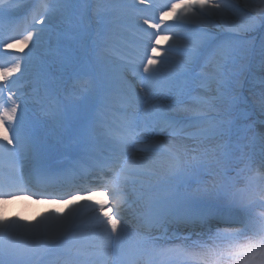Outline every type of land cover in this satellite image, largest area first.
<instances>
[{
  "label": "snow or ice",
  "instance_id": "1",
  "mask_svg": "<svg viewBox=\"0 0 264 264\" xmlns=\"http://www.w3.org/2000/svg\"><path fill=\"white\" fill-rule=\"evenodd\" d=\"M145 2L140 0V4ZM89 6L84 0H53L52 5L45 3L41 20L36 22L33 17L31 26L37 28L36 34L29 31L22 41L5 43L3 47L12 49L15 44H35L45 25L50 23L49 15L54 12L60 14L62 22L56 26V34L58 46L60 37L65 41L63 51L51 63L45 62L39 66L38 85L47 92L58 86L62 77L69 72L78 75L85 74V69L91 72L78 99L70 98L69 102L79 124L76 147L85 153L93 152L103 141L109 161L107 166L111 171V178L104 181V187L113 197L111 203L116 212L109 208L102 212L101 218L93 209L90 219L95 221L93 227L98 231L86 238L77 235L82 227L77 217L83 205L70 204L67 213L49 212L41 214L34 221L25 220L19 215L4 214V206L13 198V193L25 190L21 187L23 178L19 174L12 176L6 172L5 159L14 163L20 155L30 156L41 175H47L48 166L35 139L34 125L23 119L22 105L18 111L15 99L9 96L11 107H4V89L0 87V197L7 198L0 199V264H30L38 251L60 246L70 238L86 239L83 247L88 250L61 248L58 255L63 258V264H140L141 261L149 264L153 254L164 256L172 252H181L191 259V254L183 253L179 246L158 248L157 241L180 239L183 229L208 226L210 231L213 219L231 222L227 219L233 212L231 206L211 203L222 200L227 193L215 183H206L201 178L209 174L204 165L194 164L192 171L188 172L179 164L171 163L163 176H156L146 167L148 154L160 153L172 161H178L181 151L187 152L186 146L173 143L179 137L199 144L215 141L212 147L205 150V154H211L213 166L224 175L230 169L224 168L223 164L236 153H240L241 158L246 155L249 159L258 154L264 164V81L261 83L259 102L254 107L258 116L251 120L245 110L247 98L242 95L241 82L237 79L239 73L230 68L238 60H246L251 47L238 34L229 43L217 45L216 38L204 35L200 27L217 16L227 20L228 11L234 7L232 0H177L168 12L161 13L160 23L153 24L149 20L144 23L150 28L160 29L165 19L171 18L178 21L182 28H193L198 37L196 42L183 44L182 34L173 32L171 36H157L155 43H151L154 33L149 32V40L144 44L139 58L125 65L104 63L100 58L92 62L87 44L92 20L89 19L87 25L84 23ZM126 7L134 5H126L125 0H96L92 17L97 35L109 31L119 19L114 14ZM7 15L4 0H0V24ZM258 19L264 24V9L260 10ZM255 28L256 22L253 20L239 30L250 32ZM162 39L170 41L166 52H183L186 59L176 61L169 68L167 55L159 60L155 55H148V47H151L153 54H157V46ZM259 54L262 58L260 67L264 70V40L260 42ZM201 58L206 61L204 67L210 68L211 72L196 71ZM27 67V61L21 63L18 60L10 69L0 68V81L11 83L9 77L17 72L23 75ZM247 67V64H241L240 71H245ZM129 72L139 83V90L129 81ZM98 104L99 113L92 115ZM66 112L67 107L55 114L59 117L66 115ZM165 135L170 138L167 146L149 139ZM9 145L13 147L9 148ZM191 150L195 152L196 148ZM136 152L145 155L138 157L134 154ZM144 176L156 178L138 179ZM130 185L135 195L134 203L140 209L141 231L130 241V250L125 252L120 247V241L126 223L119 209L120 204L126 202L123 196ZM136 185H139L138 189ZM34 194L56 193L45 191ZM84 199L87 201L91 197ZM98 203L104 209L108 201ZM87 207L93 208L90 204ZM154 231L159 235H151ZM254 235V239L235 247L227 255L238 264H264V223L259 225ZM189 238L190 234L183 237L185 240ZM49 264H57V261Z\"/></svg>",
  "mask_w": 264,
  "mask_h": 264
},
{
  "label": "rangeland",
  "instance_id": "2",
  "mask_svg": "<svg viewBox=\"0 0 264 264\" xmlns=\"http://www.w3.org/2000/svg\"><path fill=\"white\" fill-rule=\"evenodd\" d=\"M21 2L22 0H4V7L7 9L8 15L4 18V22L0 24V68L10 64L15 55H21L23 53L29 55L27 56L29 59L28 76L31 78L30 83L38 88L37 71L39 66L45 62L51 63L55 57L63 51L65 41L63 37H60L58 46V37L56 34V26L61 24L62 17L56 12L49 15L50 23L46 24L45 30L40 33L39 36L41 41L38 45L30 47V45L24 46L23 44H15L12 49H4L3 45L5 43L14 42L12 37L14 36V33L16 32L15 34H17L19 30L25 31L26 28L29 29L30 32L32 31L35 35L37 28L31 26L34 23L33 17L35 16L36 22L40 21L44 14L43 4L47 3L52 5L53 0H29V2L27 0L25 3ZM84 2L90 5L84 23L87 25L89 19L92 20V30L89 34L87 44L93 63L96 62L97 58H100L104 63L108 64H128L129 61L135 60L132 54L134 49L139 47L135 44V40L146 41L145 37L149 32L154 33L151 36V43H155L157 36L163 38L164 36H171L173 32H180L182 34V43L186 45H192L198 39L194 34L193 28H182L179 26L178 21L171 18L165 19V22L161 25L160 29L150 28L148 24H146L147 27L144 26L145 20H149L150 23L153 24L160 23L161 13L168 12L171 5L176 3L177 0H146L144 4H140V0H125L126 5H134V7H126L121 12L114 14L117 15L119 19L109 31L100 35H97L95 20L94 17H92V10L95 8L96 0H84ZM232 3L234 7L228 11L227 20L221 19L217 16L212 22L200 25L204 30L203 34L211 38H216L217 45L229 43L231 38L238 34L244 37L246 44L252 48V42H254V39L256 40V38L252 39L253 36H257V38L259 37L261 40H264V34L259 32V29L263 27L264 24H261L258 19L260 16V10L264 9V0H232ZM126 15H129V17H126ZM253 20L256 22V28L254 31L244 32L239 30L241 26L246 25ZM23 21L25 24H22ZM169 44L170 41H164L162 39L161 44L157 46V54L151 52V47V53H147L148 55H155L157 60L167 55V66L171 68L176 61H182L186 59V57L183 52H166V50L169 49ZM29 48L31 51H29ZM259 48L260 44L255 47L253 51H258L259 54ZM21 49L23 50L21 51ZM245 61H249L248 57L244 61L238 60L236 65H230V68L233 72L239 73L237 79L241 82V93L247 98V107L245 110L248 112L251 120H255L257 119L258 111H254V107L258 104L260 99L259 93L261 91V83L264 81V70L260 67L261 62L255 64L253 61L255 72L250 75H246L245 71L241 73L239 67L242 62ZM144 62H147V56L144 57ZM205 63V59L201 58L200 66L197 67L196 71L211 72L210 68L204 67ZM140 71H143L142 65L140 66ZM90 77L91 72L88 69H85V74L82 75L69 72L62 77V82L58 86L50 88L47 92H45L43 87H39L38 97L28 99L27 108L22 106L23 110L21 114L23 119L36 126L37 122L42 118L43 111L49 106V103L55 101L60 112L64 111L65 107H67L66 115H62V117L65 118L70 114V116L74 118L72 127H68V130L69 132L73 131L76 133L79 129V124L74 117V111L69 106V102L70 98L78 99ZM22 78L23 77L17 80H21ZM128 79L134 85L138 83L136 78L131 75V72L128 73ZM14 90L15 92H18V88ZM14 90H9V96H12L15 99L19 111L21 104L18 99V94H16ZM35 93L37 94V90ZM39 98L44 100V104L46 103L45 106L43 104L41 107H35L34 103ZM62 99H64V101ZM46 100L47 102H45ZM3 106L11 107V102L9 101ZM97 108H99V104L93 109L92 115H94V111ZM149 139L154 140L158 144L167 146L170 138L165 135L150 137ZM173 143L186 146L187 148L186 153L181 151L178 161H172L160 153L148 154V159L146 161H148L151 164V167L155 168L160 175L165 174L168 165L171 163L179 164L181 168H184L188 172L192 171L191 166L194 164L204 165L209 174L204 175L201 178L206 183H215L227 193V196L222 200L212 201L211 203L213 205H224L223 201L229 200L233 191L237 187L242 186L246 194L244 205L248 206L250 204L255 206L257 213L253 216L254 220H257L256 223H258V225L264 223V176L260 175L258 172V169L264 167V164L261 163V157L258 154L249 159L246 155L241 158L240 153H236L230 160L223 164L224 168L230 169L228 174L224 175L217 167L213 166V158L211 154H205V150L212 147L216 143L215 141L199 144L177 137ZM192 148H196V151L193 152L191 150ZM144 155L145 154H142L138 157H143ZM192 157H195L196 159L193 160ZM241 212H243V210ZM209 232H211V230ZM207 234H210V236L203 237V244L217 247L219 249H230V246L233 245L232 235L229 232H207Z\"/></svg>",
  "mask_w": 264,
  "mask_h": 264
},
{
  "label": "bare ground",
  "instance_id": "3",
  "mask_svg": "<svg viewBox=\"0 0 264 264\" xmlns=\"http://www.w3.org/2000/svg\"><path fill=\"white\" fill-rule=\"evenodd\" d=\"M27 2V0H22L21 3ZM29 2V0H28ZM31 3V2H30ZM29 3V4H30ZM28 5V4H27ZM26 5V7H27ZM24 10V9H23ZM26 10V9H25ZM126 17H129V15H126ZM145 27H147L146 24H144ZM29 32V29L25 28V31L19 30L17 34L14 33V36L12 37L15 41H22V37ZM26 32V33H25ZM32 32V31H31ZM40 35V34H39ZM36 39V43L32 44L31 42L28 44V46H34L38 45L40 43L41 38ZM13 42V43H14ZM22 44V43H20ZM19 44V45H20ZM30 49V48H29ZM148 53L150 52V48H147ZM26 54L21 55H15L13 58V61L2 67V68H8L10 69L13 67L17 61L20 60L21 63H24V61H29ZM158 56V55H157ZM17 58V59H16ZM23 58V59H21ZM29 69L27 67V71L21 75L20 72L14 73L12 76L9 77V81H12L11 83H8L7 81H0V87H3V100L4 104L8 103V97H9V90H14L18 88V92H14L18 94V99L20 104L23 107H28L27 100L31 99L33 97H38V92H36V87H34L33 84L30 83V77L28 76ZM23 77L21 80H17L19 78ZM137 90H139V83L135 84ZM24 95V96H23ZM35 107H41L44 104V100L38 99L35 103ZM100 111V108L96 109L95 115H97ZM58 110L56 109L55 105H51L46 107V109L43 111L42 114V122L37 124L35 127L36 129V135L35 139L37 141L39 150L41 152V155L44 159V161H51L56 162L64 158L66 155H68L71 151L72 146L77 145L79 141V134L77 133H68V135H65V130L62 128V116H57L55 113H57ZM66 129V128H65ZM76 134V135H75ZM11 135V133H10ZM72 136V137H71ZM75 137V138H73ZM2 142V141H0ZM6 143V142H4ZM9 148L13 147V145H9ZM136 147H143V145H137ZM78 150H81L77 147ZM105 151V147L103 144V141L97 146V150L93 152H88V163L93 161L95 157L97 156L98 151ZM107 151V150H106ZM132 152V150H129ZM136 156L142 155L144 153L136 152L134 153ZM146 167L148 170L156 173V176H163L160 175V173L153 167H151V164L146 161ZM106 164V163H105ZM20 166L25 167L28 171H34L37 169L36 164L33 162L32 158L27 155H20L18 156L14 163L10 162L8 159H5V170L6 172L11 173L12 176H15L16 174L20 175L19 168ZM258 172L260 175L264 176V167L261 169H258ZM156 177H138V179L142 180H149V179H155ZM137 189L139 188V185L135 186ZM26 195V194H23ZM124 196H127L128 200L126 202H122L120 204V211L124 207H127L126 205L129 204L135 205V195L132 192V186L130 185L128 188V191L124 194ZM123 196V197H124ZM32 197V196H31ZM34 198V197H33ZM64 198V197H63ZM70 198V197H69ZM112 199V196H108L107 199ZM0 199H7L6 197H1ZM61 200L62 198H56ZM55 200V199H54ZM91 201V200H90ZM86 201L85 199H74L69 200L64 203H47V202H37L33 200L32 198H22V197H16L13 196L12 199L8 200L7 204L4 206V214L5 215H19L23 217L25 220H32L38 219L41 214H47L49 212L54 213H60L64 214L67 213L69 210L70 204H79L83 205L79 208V213L77 217V222L82 224V227L78 229L77 235L81 237H88L91 233L98 231L93 227L95 224V221H92L90 218L93 216V209L95 214L101 215L102 218V212L107 211L111 206H113V213L116 211V208H114L113 204H106V207L104 209H101L98 202H102L101 199H96L97 202H90ZM104 202V201H103ZM92 205L93 208L87 207V205ZM112 209V208H111ZM122 213V212H120ZM257 213L256 207L253 205H250L248 207H243L242 215L237 217L238 219V225H233L231 227H222L225 229H235L236 231L232 234V241L233 245L230 246L231 248H224L219 249L217 247H213L210 245L202 244L199 241H196L195 243H187L182 240L174 241V242H160L157 241V247L158 248H170L174 246H179L180 249L183 250V253L191 254V259L189 256L182 254L181 252H172L169 254H166L164 256L153 254L150 259L153 260L154 264H238V261H234L231 259L227 253L230 252L232 249H234L237 246L247 244L250 240L255 238V232L259 225L254 220L253 216ZM126 214V215H125ZM134 212L128 211L123 214L124 221H126L129 217H132ZM127 218V219H126ZM215 219L211 221V225L217 223ZM206 231V230H205ZM204 231V232H205ZM137 233H130L125 230L124 233H122L121 241H120V247L123 251L127 252L130 250V241L136 236ZM98 243L100 241H97ZM86 243V239H68L62 242L60 246H52L49 247L46 251L40 250L38 251L31 259L30 264H49L51 261H57V264H59L57 259H63L62 257H59V252L61 248H72L73 251L80 249L82 251H86L88 249H85L83 245ZM53 251V253L51 252ZM114 259V258H113Z\"/></svg>",
  "mask_w": 264,
  "mask_h": 264
},
{
  "label": "water",
  "instance_id": "4",
  "mask_svg": "<svg viewBox=\"0 0 264 264\" xmlns=\"http://www.w3.org/2000/svg\"><path fill=\"white\" fill-rule=\"evenodd\" d=\"M243 197H244L243 189L242 188L237 189L234 193V199L240 201L241 203V201H243Z\"/></svg>",
  "mask_w": 264,
  "mask_h": 264
}]
</instances>
